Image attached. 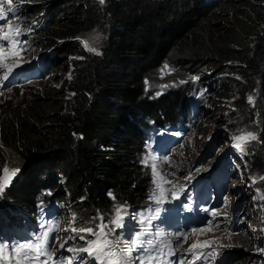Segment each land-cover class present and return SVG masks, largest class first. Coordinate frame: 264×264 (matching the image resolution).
Here are the masks:
<instances>
[{
	"label": "trees",
	"instance_id": "obj_1",
	"mask_svg": "<svg viewBox=\"0 0 264 264\" xmlns=\"http://www.w3.org/2000/svg\"><path fill=\"white\" fill-rule=\"evenodd\" d=\"M15 2L24 11L25 3L29 13L50 16L38 40L57 53L61 76L18 104L0 107V168L19 170L0 193V222L10 230L28 227L22 217L41 223L46 207L65 200L56 187L75 202L84 225L104 212L109 189L121 201L149 208L144 201L150 175L141 171L140 132L147 133L159 114L176 118L184 103L177 92L148 97L165 60L180 64L183 79L206 70L216 76L221 108L230 113L223 121L216 106L215 120L220 119L219 126L232 122L227 131L252 129L256 144L245 154L264 177V0H243L240 6L226 2L229 16L221 29L214 22L220 9L202 0ZM86 35L93 36L100 55L83 48ZM67 72L71 78L61 81ZM259 190L264 197V179ZM262 209L264 229V204ZM234 238L250 247L241 236ZM263 242L264 234L258 238ZM232 256L241 264L253 257Z\"/></svg>",
	"mask_w": 264,
	"mask_h": 264
},
{
	"label": "clouds",
	"instance_id": "obj_2",
	"mask_svg": "<svg viewBox=\"0 0 264 264\" xmlns=\"http://www.w3.org/2000/svg\"><path fill=\"white\" fill-rule=\"evenodd\" d=\"M202 1L206 5V7L210 9H220V10L228 6L226 5L227 4L226 2H232V0H202ZM20 5H21L20 2L12 3L11 6L4 4L5 15L7 17V20H0V26H5L8 22H11L13 25H20L21 31L23 33L20 36V40L24 42L22 47L25 49V51L22 53L23 59L20 61V67L13 70V72L9 76V79L7 81H4L2 79V76H0V102H2V104H5L6 103L5 100L13 93L19 96L22 91V88L34 87L36 90L40 88L42 85L46 84L47 80H49L51 77L54 80V76H52L53 71L55 73L56 69L58 68L55 57L57 53L55 52V50L53 48L48 49L47 47H44L41 41L38 40L39 37L43 35L44 29L47 28L50 22V16L48 15L43 16V15H37L36 13H29L26 9L25 3L22 4L25 11L20 7ZM162 63L164 64V67L162 68V74L160 75V77L157 78L158 84L150 92L148 97L152 98L153 100H156L162 95H170L173 92H177L182 94L184 103L182 104L179 103L180 111L178 112L179 115L176 118L167 119L166 117L159 114V121L155 120L156 122H153L152 120V124L149 125V131L147 133L140 132V136L142 137V143H141L142 155L144 153L143 144L145 141V137L151 131L157 133L159 131H162L164 127L168 128L170 126L172 128H175L176 131H180L183 135V138L180 146L177 148L175 153H178L180 149L184 148V146L186 145V141L187 143L193 141L196 135H199L200 137L203 128L207 123V114L210 113V110H208L209 106L207 107L208 100L210 101V99L214 98V96L217 97L216 94L217 86L215 83L217 78L216 76H213L212 73L208 74L210 78V87H211L210 90L211 92H213L211 93V97L209 98L208 93L210 91H208V93L204 92L203 88L206 84L204 83V80L201 78L203 73L207 72V70L200 72L198 75L192 76V77H198L197 80L194 81L191 78L187 80V79H183L181 77V74L179 73V70L181 68L180 64L169 62L168 60L162 61ZM44 81L46 82L42 83ZM164 85H167V87H164ZM3 101L5 103H3ZM212 102L215 103V101ZM153 134L154 133H152V135ZM216 135L217 133L213 136L212 142L216 137ZM197 140H196V146H198ZM209 144L210 143L205 145L206 150L211 147ZM206 150L204 152L198 151L195 154L198 157V159L196 161L194 160L195 158L193 157V162L191 163V166L187 170L188 173L187 176H184V173H178V172H172L170 174H173L175 177H178L177 179H175L176 181H183L184 184L189 185L194 177H198V178L203 177V178L211 179L210 175H219L221 173L225 175L228 172V170H232V176H231L232 181L230 182L229 190L228 193L226 194V199L229 200V196H231V198L234 197L235 202L231 207V210L240 206L242 208H245L242 199L240 198V200H238L240 190L238 186L235 185L236 178H239V175L237 174V165L241 167L242 163H240L238 158L237 159L235 158L236 156H232L231 154H229L230 151L224 152V149H222L221 152L213 154L211 152H207ZM234 158L237 160V163L235 162ZM142 159L143 161L141 165L142 166L141 171L149 172L148 173V175H150L149 183H151V175L153 178L155 174L147 168L143 156ZM162 165L163 164L160 162L157 163V170H158L157 172L161 174L165 172H169L168 170L165 171ZM16 177L17 174L14 178ZM10 185H8V187ZM56 191L57 193H60V195H62L63 198L66 197V191L63 187H56ZM109 193H111L112 196H114L112 190L109 189L106 194V197L109 199V202H115L117 203V205H124L128 208L130 207L137 208V206L132 205L130 202L127 201L120 202V200L117 198L113 200L109 196ZM145 201H146V197H145ZM71 202L72 203L70 206V210L78 218L80 209L75 206V202H73L72 200ZM115 206H116L115 204H109L107 206L110 214L116 210ZM111 209H113V211ZM98 215H102L103 217H105L107 214L104 211L103 213L98 212L97 216ZM239 215L240 216L238 217V219L235 220L230 219L227 223H223V224L218 223V225H220L218 229L221 234L217 233V235H223L226 233L227 235L238 236L240 233L241 235L244 234L245 214L239 213ZM260 216H262V212ZM261 222L263 223L262 217H261ZM231 224L234 227L236 226L241 227V230L234 231V228H232ZM77 225L81 226L79 224ZM261 227H262V231H261V236H262L264 234V229L262 225ZM210 231L212 232V230ZM213 239H217V238L214 237ZM221 239L222 237L220 238V240ZM222 244L219 242L218 243L215 242L211 244L210 248L207 247V249L212 251V255L211 257H209L208 260V264H235L236 259L232 256V254L224 251V249H222V251H219L217 248H215L216 245H220V247H222ZM262 244H264V242ZM207 249H205V251ZM64 254L67 257V252H65ZM203 260L204 259L202 258L200 262H203Z\"/></svg>",
	"mask_w": 264,
	"mask_h": 264
},
{
	"label": "snow or ice",
	"instance_id": "obj_3",
	"mask_svg": "<svg viewBox=\"0 0 264 264\" xmlns=\"http://www.w3.org/2000/svg\"><path fill=\"white\" fill-rule=\"evenodd\" d=\"M100 2L103 3L104 0H100ZM12 3L13 0H0V20H7L4 4L11 6ZM22 34L20 25H13L11 22H8L5 26H0V76H2L4 81L9 79L14 69L20 67V61L23 59L22 53L25 51L22 47L24 42L20 40ZM81 42L87 51L97 55L101 54L99 50L93 46L95 43L94 40H82ZM191 79L195 81L198 77H192ZM164 87H167V85H164ZM248 102L254 106V101L251 96L248 97ZM232 140L235 142L233 146L244 153V145L257 140V136L254 132L248 131L247 129H240L238 134L232 136ZM17 171L19 170H10L6 166L0 168V193L4 191ZM153 171L155 172L154 167ZM261 179H264V177ZM253 182L255 183V181ZM166 183L171 184L172 181H166ZM181 190L183 189L181 188ZM172 195L175 196L176 193L173 192ZM109 196L115 200V197L112 196L111 193H109ZM162 197L163 192L160 193L159 197L156 193H153L151 198L159 204ZM115 209L114 214L109 218L107 224L104 222V217L98 215L92 218L93 221H99V223L95 224V227H73L70 229L73 233L82 234L78 235V238L85 241L86 246L79 249L65 247L68 243V239L66 238L65 243L60 245V249L69 253H87L88 256L93 258L94 264H133L132 256L134 252L153 247L151 243L145 240V236L151 227V218L145 219L142 213H137L139 217L138 223L141 225V229L140 231L134 232L132 238L124 242L123 248H120L116 241L110 239L109 233L123 226L126 206L116 205ZM155 211L158 215L159 209ZM203 211L209 212L210 210L204 208ZM211 216L215 218L217 216V210H211ZM72 220L73 222L75 221V214H73ZM207 228L208 230L213 229L212 221L207 223ZM67 230L68 229H66V231ZM204 231V228L192 229L193 233H202ZM89 236L93 238L88 239ZM181 236L183 241L186 242L187 236L184 234H181ZM58 240V237L50 240L49 230H45L42 233L34 234L31 240L22 243L0 241V264H72V260L75 256H56L57 248L55 245ZM211 244V241L193 243L187 253L192 258L189 264H195L196 260L202 259L201 254L193 250L204 247L210 248ZM137 259L139 264H152L156 257L149 254L143 257L137 256ZM81 264H85L83 259L81 260ZM181 264H183V261H181Z\"/></svg>",
	"mask_w": 264,
	"mask_h": 264
},
{
	"label": "rangeland",
	"instance_id": "obj_4",
	"mask_svg": "<svg viewBox=\"0 0 264 264\" xmlns=\"http://www.w3.org/2000/svg\"><path fill=\"white\" fill-rule=\"evenodd\" d=\"M232 3L235 5H241L243 3V0H232ZM227 7V6H226ZM228 9H222L219 12H216L215 14V18H214V22H217L218 24H220L219 28L221 29L224 24L227 21V17L229 16V11H227ZM225 18V19H224ZM91 36V37H90ZM86 35L82 37V40H89L91 41L92 39V35ZM83 46V44H82ZM94 46V45H93ZM95 47V46H94ZM84 48V46H83ZM86 50V49H85ZM58 55H55V57ZM68 64H70V59L67 58ZM61 67L58 66V68L56 69L55 73L53 71V75L52 76H61ZM71 70V68L69 67V71ZM210 71V70H209ZM208 70L207 72L203 73L202 75V79L204 80V83L206 84L203 88L204 92L210 91L208 93V97H211V87H210V78L208 76V74L210 73ZM69 75V72H67L65 74L64 77H62L63 81L64 79H68L67 77ZM46 81L42 82L45 83ZM49 82V83H48ZM41 83V84H42ZM47 84H56V82L53 81L52 77L47 80ZM60 84H62L60 82ZM35 91V88H22V91L20 93V95L18 96L17 94H11V96H9L5 102L6 104H12V103H16L18 104V102H21L23 99H25V97L32 95V93ZM212 101H215L212 102ZM3 101V103H5ZM224 102V101H223ZM209 106L208 110H210V113L207 114V123L205 124V127L203 128V131L201 133V136L199 137V135L195 136V139L193 141H190L187 143L186 141V145L184 146L183 149H180L178 153H175L172 158L170 159L169 162H167L166 164H163L162 167L164 168V170H168L169 174L172 172H178V173H184V176H187V170L189 169V167L191 166V163L193 162V157L194 155L200 151V152H204L206 149L205 145L210 143L209 145L211 146L209 149H207V152H211L213 154L219 153L222 151V149H224V152L226 151H230L229 154H231L232 156H236L235 158L240 161V163H242V166L239 167L237 165V174L239 175V178H236V182L235 185L238 186L239 188V198L238 200H240V198L242 199V202L244 203L245 209H246V213H245V220H244V234L241 235V233L238 236H241L240 239L246 241V243H250V247L248 248H243L240 245L239 241H236V239L234 238L235 235H227L226 233L223 235H217L221 234L219 232V229L217 228H213L212 232L210 230H208L207 228H204L205 231L204 232H197L196 235H194V233H192L190 235V241L192 239V243H197V242H202V241H211L212 244L213 243H223L222 247H220V245H216L215 248H217L219 251H222V249H224V251L230 253V254H242V253H248L249 255L253 256L251 258L250 261H248L246 264H264V244H258V238L261 237V231H262V222H261V217L260 214L262 212V208H263V204H264V198L262 191L259 190V185L261 182V178L259 176V174L257 173V168L256 166L253 164V166H251V161L249 160V158L247 157V155L242 152H240L236 147H234V141L232 140V136L238 134L240 129H246L248 131L252 132V129L249 127H240V126H236L235 128L232 129V131H227V129L229 128L228 124H231L232 122H224V124L219 123L218 121H220L219 119L217 121V119L215 120V116L217 114V108L216 106H219L220 108V112L222 113L223 116V121L225 119V117H228L229 113L226 109L221 108L222 106V102H219V98L215 97L210 99V101L208 100L207 103V107ZM0 107H2V102H0ZM206 107V108H207ZM229 107V105H228ZM206 122V120H205ZM217 122V123H216ZM216 135V137L214 138L213 142H212V138L213 136ZM198 139V140H197ZM196 140L198 141V146H196ZM217 141V142H216ZM212 142V143H211ZM254 144H256V140L251 141L250 143H247L244 145V148L247 149L250 145L254 146ZM192 145V146H190ZM234 158L235 162L237 163V160ZM178 161V164H177ZM146 162H148L146 160ZM171 178L173 179H177L178 177H174L173 174H171ZM255 181V183L253 182ZM229 196V195H228ZM236 197V196H235ZM238 197V196H237ZM236 199V198H235ZM237 200V201H238ZM120 202H122L120 200ZM234 197L231 198V196H229V200L226 204V207L220 210H223L224 213L222 215H220V217H223V220L218 221L217 223H226L228 222V218L230 217L231 214V207L234 204ZM109 204H115L117 205V203L115 202H109ZM113 211V209H111ZM104 211L107 215H110L109 209L107 208V206L104 208ZM219 211V210H218ZM218 211H217V215H218ZM219 216V215H218ZM218 217V219L220 218ZM97 223H99V221H96ZM104 222H107L106 217H104ZM214 237H216L217 239H213ZM222 237V239L220 240V238ZM226 243V244H225ZM240 252V253H239ZM235 264H241V260H236Z\"/></svg>",
	"mask_w": 264,
	"mask_h": 264
},
{
	"label": "bare ground",
	"instance_id": "obj_5",
	"mask_svg": "<svg viewBox=\"0 0 264 264\" xmlns=\"http://www.w3.org/2000/svg\"><path fill=\"white\" fill-rule=\"evenodd\" d=\"M18 103H19V102H18ZM14 110H15V109H14ZM45 191H46V190H45ZM46 192H47V191H46ZM41 193H42V192H41ZM5 201H6V200H5ZM148 206H149V208H150V205H149V204H148ZM4 208H5V207H4ZM33 208H34V207H33ZM149 208H148V209H149ZM12 209H13V208H12ZM3 210H4V209H2V211H3ZM5 213H6V209H5ZM5 213H4V214H5ZM242 213H244V214L246 213V209H245V208L242 209ZM246 214H247V213H246Z\"/></svg>",
	"mask_w": 264,
	"mask_h": 264
},
{
	"label": "water",
	"instance_id": "obj_6",
	"mask_svg": "<svg viewBox=\"0 0 264 264\" xmlns=\"http://www.w3.org/2000/svg\"><path fill=\"white\" fill-rule=\"evenodd\" d=\"M11 180H12V179H11ZM9 184H10V183H9ZM9 184H8V185H9ZM8 185H7V186H8Z\"/></svg>",
	"mask_w": 264,
	"mask_h": 264
}]
</instances>
